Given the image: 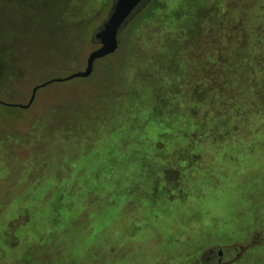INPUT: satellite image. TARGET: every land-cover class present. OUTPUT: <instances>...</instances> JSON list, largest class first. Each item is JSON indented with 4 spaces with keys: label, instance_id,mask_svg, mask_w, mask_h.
Segmentation results:
<instances>
[{
    "label": "rangeland",
    "instance_id": "rangeland-1",
    "mask_svg": "<svg viewBox=\"0 0 264 264\" xmlns=\"http://www.w3.org/2000/svg\"><path fill=\"white\" fill-rule=\"evenodd\" d=\"M112 3L0 0V264H203L227 246L264 264V128L203 135L223 110L192 78L264 64V0H144L115 59L6 105L83 71Z\"/></svg>",
    "mask_w": 264,
    "mask_h": 264
},
{
    "label": "trees",
    "instance_id": "trees-1",
    "mask_svg": "<svg viewBox=\"0 0 264 264\" xmlns=\"http://www.w3.org/2000/svg\"><path fill=\"white\" fill-rule=\"evenodd\" d=\"M239 53L242 54L241 48ZM115 57L116 54L97 62ZM228 61V57H225L223 60L210 62V65L217 64L224 71L221 84L208 78L207 86V78L197 79V73L192 71V78L199 83L197 92H216L214 98L219 99V107L223 110L215 109L210 112V118L208 116V121L200 127L201 133L209 138L220 135L229 140L260 135L264 128V64L258 58L252 61L253 64L243 57L235 63ZM228 111L231 113L228 114Z\"/></svg>",
    "mask_w": 264,
    "mask_h": 264
},
{
    "label": "water",
    "instance_id": "water-1",
    "mask_svg": "<svg viewBox=\"0 0 264 264\" xmlns=\"http://www.w3.org/2000/svg\"><path fill=\"white\" fill-rule=\"evenodd\" d=\"M144 0H113L112 7L103 24L92 34V40L98 44V48L87 56L85 59V68L83 71L72 73L64 78H56L36 86L31 91L29 101L25 105L6 104L9 107L28 109L35 99L36 92L39 88L46 87L51 83L68 82L73 79L88 78L94 68V64L109 56H115L119 47V35L123 27L133 15V12L140 6Z\"/></svg>",
    "mask_w": 264,
    "mask_h": 264
},
{
    "label": "flooded vegetation",
    "instance_id": "flooded-vegetation-1",
    "mask_svg": "<svg viewBox=\"0 0 264 264\" xmlns=\"http://www.w3.org/2000/svg\"><path fill=\"white\" fill-rule=\"evenodd\" d=\"M242 254V247L209 248L201 254L200 260L203 264H234Z\"/></svg>",
    "mask_w": 264,
    "mask_h": 264
}]
</instances>
